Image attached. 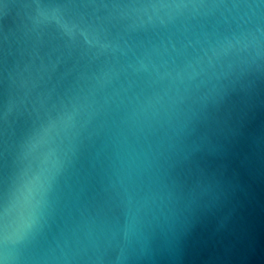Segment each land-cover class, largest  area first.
I'll use <instances>...</instances> for the list:
<instances>
[{
  "label": "water",
  "instance_id": "water-1",
  "mask_svg": "<svg viewBox=\"0 0 264 264\" xmlns=\"http://www.w3.org/2000/svg\"><path fill=\"white\" fill-rule=\"evenodd\" d=\"M0 264H264V0H0Z\"/></svg>",
  "mask_w": 264,
  "mask_h": 264
}]
</instances>
